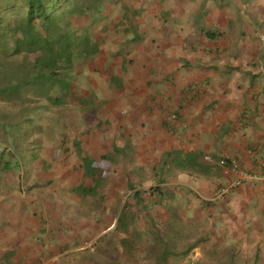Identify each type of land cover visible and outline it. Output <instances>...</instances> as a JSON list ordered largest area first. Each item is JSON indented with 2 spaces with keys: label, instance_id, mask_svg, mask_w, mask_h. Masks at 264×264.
I'll list each match as a JSON object with an SVG mask.
<instances>
[{
  "label": "crops",
  "instance_id": "obj_1",
  "mask_svg": "<svg viewBox=\"0 0 264 264\" xmlns=\"http://www.w3.org/2000/svg\"><path fill=\"white\" fill-rule=\"evenodd\" d=\"M263 2L126 0L129 10L108 19L121 20L120 32L110 24L100 44L90 30L96 51L73 69L93 89L72 109L102 115L85 135L79 117L23 141L13 199L0 210V264H128L129 252L147 264L139 245L152 219L168 220L166 206L202 226L262 220ZM223 157L259 180L219 198L236 177ZM134 192L146 200L132 208L142 236L122 250L115 229Z\"/></svg>",
  "mask_w": 264,
  "mask_h": 264
},
{
  "label": "trees",
  "instance_id": "obj_2",
  "mask_svg": "<svg viewBox=\"0 0 264 264\" xmlns=\"http://www.w3.org/2000/svg\"><path fill=\"white\" fill-rule=\"evenodd\" d=\"M109 1L0 0V79L3 81L0 85V119L9 115L14 119L13 123L2 128L6 131H22L24 135L25 131H34L36 124L43 125L41 119L46 116V113H42L43 110L63 104L70 92L68 86L71 82L58 79L59 70L68 76V71L74 67V61L83 60L82 57L96 51L97 42L93 41L88 32L98 26H101L100 30H109V25L115 23L108 21L109 16L105 11V3ZM119 1L121 0H115ZM123 2L124 0L121 4ZM121 7L122 10H129L124 5ZM80 18L83 22L80 27L73 24ZM120 24L121 20L115 26ZM28 47H34L37 54V60L31 64L32 73L28 69L27 60L18 62L15 57ZM61 63L64 65L61 66ZM37 87H41L39 96L45 102H36V99L28 97L29 90ZM38 90L40 91L39 88ZM57 90L60 91V97L50 94ZM77 151L80 152L79 149ZM87 161L83 157L86 170L89 169ZM145 203L146 200L142 199L140 193L134 192L119 215L115 231L126 236V240L120 245L122 250L136 246L134 237L142 236L136 228V222L142 217L140 210L134 212L132 208ZM205 203L209 205V202ZM166 208L168 220L161 222L152 219L144 231L147 242L139 245L144 254L145 251L148 252L144 255L148 258L145 261L147 264H178L177 261L187 258L196 248H200L202 253V258L196 264H264L259 248L252 256L241 257L236 246L230 243L229 237L219 240L224 233H229L226 232V223L221 221L220 226L212 222L209 225L206 221L205 227H200L201 224L193 220L184 221L170 206ZM251 223H247L246 230L253 228ZM221 230L224 233H220Z\"/></svg>",
  "mask_w": 264,
  "mask_h": 264
},
{
  "label": "rangeland",
  "instance_id": "obj_3",
  "mask_svg": "<svg viewBox=\"0 0 264 264\" xmlns=\"http://www.w3.org/2000/svg\"><path fill=\"white\" fill-rule=\"evenodd\" d=\"M126 1V0H124ZM133 1V0H130ZM263 1V0H262ZM122 0L119 2H115V0H110L109 3H105V11L106 13H108V16L110 15H120L119 13H121L123 4ZM264 4V2H263ZM263 4H261V7H263ZM120 22V20H117L116 22ZM82 19H76V21L73 22V24L78 25L80 27V24H82ZM104 23V22H103ZM73 24L71 25L72 27ZM110 24V23H109ZM105 25V24H104ZM108 25V24H107ZM113 26L111 29L113 30H117L120 32L121 26H115V23H113ZM101 26H98L97 28L93 29L95 36H96V40L99 41L100 44H104V40H107V36L106 34H109V30H100ZM71 30V29H70ZM108 44V43H105ZM17 61H21V60H27L28 63V69L30 70V72L32 73V68H31V64H33L36 60H37V54L36 51L34 50V47L30 48L28 47V49L24 52H20L19 54H17L16 56ZM85 61L82 62V60L80 59L77 60L76 62L74 61V64H72V66H78L79 63H84ZM64 63H61V66H63ZM81 66V64H80ZM79 66V67H80ZM73 69V68H72ZM75 69V68H74ZM70 70L68 71V76H65L67 73H63L62 70H59L60 72L59 74V78L62 81H65L67 79V81L70 82V80H75L74 83H72L68 86V89L70 87V92L69 94H67V96L64 98V101H67V105L62 106V107H68L66 109H61V104L60 105H56L50 109H46L45 111L43 110L42 113H46V116H42L43 118L41 119V123H43V127H54V126H59V124L63 121L67 122L68 125H70V123L72 122V124H76L80 122V119H83L82 122L83 124L81 125L82 131H83V135H85L84 133H86L85 131L88 130L91 126L86 125L85 123L91 125L92 123H96L97 119L100 118L99 115H102V113H99V115H97V112L100 111L99 109H97V111L95 113H93L92 111H89L85 113V115H83L82 117L79 115V111L78 109H72L74 104H78L80 107V101L78 100L79 95L82 93H86V91H90L93 89V87L87 90L86 87H84L81 82L79 81V78L77 77L78 72H81L80 69L76 70ZM78 80V82H77ZM3 84V81H1L0 79V85ZM57 86V85H56ZM90 87V85H89ZM33 88V87H31ZM38 88L40 89V91L38 90ZM38 92V93H37ZM50 94L53 95H59L60 91L57 90V92H50ZM74 94H76L74 96ZM41 95V87H37L34 89L29 90V94L28 97L30 99H36V102H41L44 101V98H40ZM69 95V96H68ZM60 97V95H59ZM40 98V99H37ZM71 108H70V107ZM1 117V116H0ZM14 117V116H13ZM14 119L12 118L11 115L7 116V117H2L0 119V148H1V153H0V197H2L0 199V205L2 206V208L0 207V210L5 209L7 206L11 205V199L10 196H8V191H10V193H12V189L14 188V186H16V182L19 180L17 179V176L19 174L18 171V167H13L11 166V164L13 165L14 161L17 160V158H21V150L23 147V141L25 140H30L32 138L33 134H41L40 131H43L44 128H42L41 125L38 126V124H36L34 126L35 130L34 131H25L26 134H22V131L18 132L17 130H11V131H6L4 128H2L4 125L6 124H10L13 123ZM38 126V127H37ZM38 128V129H37ZM23 130V129H22ZM14 136V138H13ZM22 143V144H21ZM5 150H9V152H5ZM18 162V160H17ZM11 166V167H8ZM262 218V220L260 221H256L259 218ZM260 217L258 219H256L255 223L252 225V229L250 231L246 230V228H240L239 226H234L232 228H227L226 232H229L228 235L224 233L223 230H221L222 232L220 233H224L222 238H219V240L221 239H225L227 237L230 238V243L232 242V244H234L236 246V249L239 251V254L241 255V257H250L252 256V254L256 251V249H260V254L261 256L264 258V215H260ZM1 223V222H0ZM2 223H5L2 222ZM202 224V223H201ZM202 226V225H201ZM204 227V225L202 226ZM204 228H202L203 230ZM118 245V244H117ZM118 246H116L117 248ZM130 247V246H129ZM106 245L103 243L101 244V249H105ZM119 251V248H117ZM112 255V253H111ZM131 255V256H130ZM133 253L128 254L127 260H128V264H133L134 263V259L133 258ZM202 258V253L200 251V248H196L194 249L191 254L185 258V259H181V261H177L178 264H196L200 261V259ZM100 261V259H98L96 261V263L98 264H105V259L102 262H98ZM6 263V261L4 262Z\"/></svg>",
  "mask_w": 264,
  "mask_h": 264
},
{
  "label": "built area",
  "instance_id": "obj_4",
  "mask_svg": "<svg viewBox=\"0 0 264 264\" xmlns=\"http://www.w3.org/2000/svg\"><path fill=\"white\" fill-rule=\"evenodd\" d=\"M205 159L208 160L207 157H205ZM218 163L224 169L225 173H232L236 175L233 180H231L220 188L219 192L217 193L219 198L225 197L227 194L231 193L233 190L237 189L242 184H254L256 181L259 180L256 175H251L244 172L237 164V162L232 159L223 157L219 160Z\"/></svg>",
  "mask_w": 264,
  "mask_h": 264
}]
</instances>
